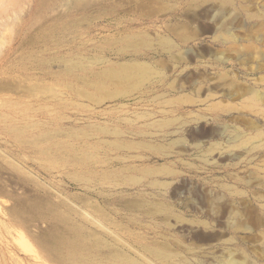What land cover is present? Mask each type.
Listing matches in <instances>:
<instances>
[{"label": "rangeland", "instance_id": "374dc122", "mask_svg": "<svg viewBox=\"0 0 264 264\" xmlns=\"http://www.w3.org/2000/svg\"><path fill=\"white\" fill-rule=\"evenodd\" d=\"M231 258L264 264V0H0V264Z\"/></svg>", "mask_w": 264, "mask_h": 264}, {"label": "bare ground", "instance_id": "6f19581e", "mask_svg": "<svg viewBox=\"0 0 264 264\" xmlns=\"http://www.w3.org/2000/svg\"><path fill=\"white\" fill-rule=\"evenodd\" d=\"M123 66L120 70H110L109 73L111 77L117 78L120 82L126 83V82H131L133 80H139L145 78L148 75V71L146 69L145 64L141 63H132V64H126V65H121ZM161 258H164L166 260V257L163 256L162 254H159ZM170 259L172 260V256H170ZM170 264H179L175 261H171ZM228 264H237L235 260H230Z\"/></svg>", "mask_w": 264, "mask_h": 264}]
</instances>
